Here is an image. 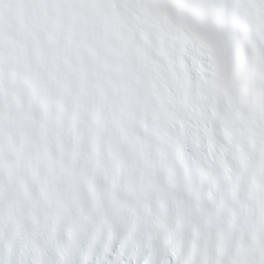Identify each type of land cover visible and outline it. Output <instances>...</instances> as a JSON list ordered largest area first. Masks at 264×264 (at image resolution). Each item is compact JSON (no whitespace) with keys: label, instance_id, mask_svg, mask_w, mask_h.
<instances>
[{"label":"snow or ice","instance_id":"6c2138e0","mask_svg":"<svg viewBox=\"0 0 264 264\" xmlns=\"http://www.w3.org/2000/svg\"><path fill=\"white\" fill-rule=\"evenodd\" d=\"M0 264H264V0H0Z\"/></svg>","mask_w":264,"mask_h":264}]
</instances>
